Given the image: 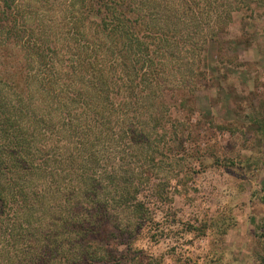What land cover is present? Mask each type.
<instances>
[{
  "label": "trees",
  "instance_id": "16d2710c",
  "mask_svg": "<svg viewBox=\"0 0 264 264\" xmlns=\"http://www.w3.org/2000/svg\"><path fill=\"white\" fill-rule=\"evenodd\" d=\"M45 2L58 23L0 0V264H120L166 181L151 173L187 168L173 108L206 81L208 44L264 0ZM10 43L24 59L5 77Z\"/></svg>",
  "mask_w": 264,
  "mask_h": 264
},
{
  "label": "rangeland",
  "instance_id": "374dc122",
  "mask_svg": "<svg viewBox=\"0 0 264 264\" xmlns=\"http://www.w3.org/2000/svg\"><path fill=\"white\" fill-rule=\"evenodd\" d=\"M19 2L14 11L27 22H59L56 3ZM21 50L9 44L5 77L24 59ZM200 69L206 81L183 110L173 108L190 125L187 168L151 173L166 178L160 192L142 193L153 200L154 226L117 239L121 250L133 246L120 264H264V2L235 12L208 44Z\"/></svg>",
  "mask_w": 264,
  "mask_h": 264
}]
</instances>
